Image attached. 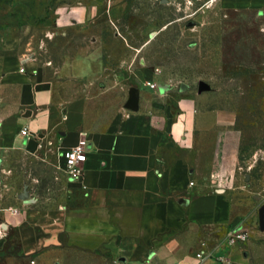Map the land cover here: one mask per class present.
Returning a JSON list of instances; mask_svg holds the SVG:
<instances>
[{"label": "crops", "instance_id": "obj_1", "mask_svg": "<svg viewBox=\"0 0 264 264\" xmlns=\"http://www.w3.org/2000/svg\"><path fill=\"white\" fill-rule=\"evenodd\" d=\"M105 71L85 52L54 64L26 49L0 50V167H9L10 153L45 149L62 167L63 152L88 142L84 174L70 178L75 201L10 206L5 244L34 264L59 263L53 256L64 250L113 264H237L223 230L240 223V203L227 190L203 192L238 180L231 119L203 114L197 96L174 101L169 89L140 81L137 109L107 118L89 95Z\"/></svg>", "mask_w": 264, "mask_h": 264}, {"label": "rangeland", "instance_id": "obj_2", "mask_svg": "<svg viewBox=\"0 0 264 264\" xmlns=\"http://www.w3.org/2000/svg\"><path fill=\"white\" fill-rule=\"evenodd\" d=\"M24 49L54 64L83 52L103 61L105 76L89 95L107 118L125 109L139 81L169 89L164 95L174 101L185 93L197 96L203 114L230 118L238 180L203 192L227 190L240 203L241 221L226 227L223 239L244 231L236 263L264 264V0H0V50L7 55ZM7 158L9 167H0V263L32 264L5 244V211L12 205L24 210L31 200L37 208L71 204L77 191L55 150ZM53 260L113 264L74 250Z\"/></svg>", "mask_w": 264, "mask_h": 264}, {"label": "built area", "instance_id": "obj_3", "mask_svg": "<svg viewBox=\"0 0 264 264\" xmlns=\"http://www.w3.org/2000/svg\"><path fill=\"white\" fill-rule=\"evenodd\" d=\"M24 71V69H22ZM151 88H156L155 84H150ZM21 134L24 136H28V130L24 128L21 131ZM87 146L88 142L86 138H81L78 143L68 149L67 151L63 152L62 154V168L68 174L69 178L71 179H79L84 174V164L87 161ZM260 204L264 206V194L262 197L259 198ZM247 238V234L244 231L235 229L229 232L227 237V242L230 245H236L237 242L241 240H245ZM202 257L201 254L198 255ZM34 264V261H32Z\"/></svg>", "mask_w": 264, "mask_h": 264}, {"label": "water", "instance_id": "obj_4", "mask_svg": "<svg viewBox=\"0 0 264 264\" xmlns=\"http://www.w3.org/2000/svg\"><path fill=\"white\" fill-rule=\"evenodd\" d=\"M205 85H201L200 86V90H203L205 87ZM131 99L129 100V102L127 103L126 107L128 109H132V110H135L137 109V105H138V93H139V89L138 88H133L131 90ZM261 215L262 217L264 218V206H262L261 210Z\"/></svg>", "mask_w": 264, "mask_h": 264}]
</instances>
